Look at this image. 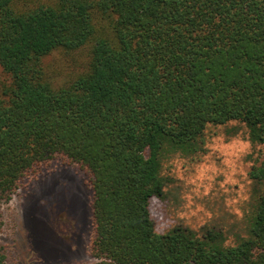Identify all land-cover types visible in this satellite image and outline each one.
Segmentation results:
<instances>
[{
	"label": "trees",
	"instance_id": "16d2710c",
	"mask_svg": "<svg viewBox=\"0 0 264 264\" xmlns=\"http://www.w3.org/2000/svg\"><path fill=\"white\" fill-rule=\"evenodd\" d=\"M57 51L83 58L58 84ZM0 71V203L59 160L89 178L90 264H264L263 163L234 229L157 233L149 209L165 148L231 121L264 145V0H0Z\"/></svg>",
	"mask_w": 264,
	"mask_h": 264
},
{
	"label": "rangeland",
	"instance_id": "374dc122",
	"mask_svg": "<svg viewBox=\"0 0 264 264\" xmlns=\"http://www.w3.org/2000/svg\"><path fill=\"white\" fill-rule=\"evenodd\" d=\"M56 84L81 71L83 58L57 51L44 60ZM1 76V71H0ZM202 149L184 157L165 148L160 155L164 195L150 201L157 233L181 224L234 229L247 209L253 162L264 164V145L252 146L244 124L210 125ZM92 194L88 176L55 160L28 175L9 201L0 203V243L6 264H90ZM228 243L234 241L227 233Z\"/></svg>",
	"mask_w": 264,
	"mask_h": 264
}]
</instances>
